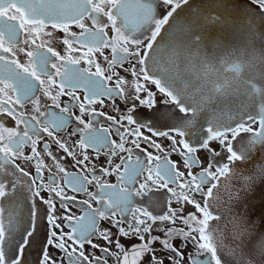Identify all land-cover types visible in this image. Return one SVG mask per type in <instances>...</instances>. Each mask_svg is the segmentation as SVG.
Here are the masks:
<instances>
[{
	"label": "snow or ice",
	"instance_id": "obj_1",
	"mask_svg": "<svg viewBox=\"0 0 264 264\" xmlns=\"http://www.w3.org/2000/svg\"><path fill=\"white\" fill-rule=\"evenodd\" d=\"M160 0H74L73 3H65L63 0H0V264H24L26 249L30 247L38 232L39 222L46 219V247L42 249L38 264H57L48 251V247L59 249L67 260V264H107V257L113 255L108 247H101L93 243L96 236L109 245L113 243L112 233L108 230L101 231L98 227L101 219L111 220L112 227L118 230L121 237H133L140 240V244H132L129 249H125L120 239L115 240V246L122 255H117L115 264H163V261L156 256L157 249L153 247L155 242H159L163 250L171 253L169 259L171 264H179L177 258H182L180 252L172 246L169 238L161 239L152 236L151 231L156 225V230H162L160 224L164 222L174 223L183 212V207L179 210L170 206L156 214L148 207H136L134 197L145 196L154 189H167L162 197L169 204L172 200L194 205L197 214H187L182 217V222L189 231L180 232L184 240H191L194 247L198 249L199 258H190L191 264H221V258L217 257L215 249L211 246L207 235V222L214 219L213 210L210 208L208 198L216 186L215 181L219 177L229 173L236 162H243V155L233 149L231 140H235L241 132L251 133L250 125L245 124L243 117L233 127L223 123L218 119L208 120L207 135L200 146L208 150L211 157L208 168L198 174H193L191 167L198 161L195 156L197 148L190 145L185 140H180L182 148H177V141L165 131H153V136H167L172 140L173 151H178L184 165L189 168L188 177L176 170V165L166 156L161 159L160 155L145 154V159L139 156L132 159V149L125 147V135L142 138L144 142H149V137L142 136L140 129L147 125L134 120L131 114L123 116L120 120L107 117L116 127V135L120 138V143L110 139L108 128H95L93 122L96 115L94 108L89 106L95 102H103L102 97H112L114 94L124 95V85L126 81L116 73L104 75L116 65L123 66L124 63L134 61L130 70L134 77L136 99L150 108H155V95L149 91L147 85H155L157 92L164 98L163 104L174 106L170 112L160 113L156 108L154 116L156 122L164 121L161 127H170L177 135L183 137L187 127L194 123L196 115L203 107L204 101H210L211 96H204L203 100L196 98V93L189 90V85L196 88L202 95L206 86L211 93L225 94L238 85L246 92L253 90L260 91L252 77L247 80H240L237 75L243 61L236 64L234 61L225 58L223 66L229 67V75L217 74L212 79V73L217 71L212 59H205L200 62L208 80L201 76L202 84L197 86L191 79L181 74H174L164 65L168 63L165 59V47L157 43V37L165 25H169L166 30L167 37L171 39L177 30L184 31L187 26L185 40L174 56L182 57L191 52L193 48L199 49L202 38L197 34L198 17L192 16L187 21H176L173 13L187 4L188 0H162L166 6H171V10L162 18H157L154 13V5ZM264 9V0H252ZM130 11L136 13V23L133 27H128ZM106 18V19H105ZM170 18L173 23L169 24ZM120 24H117V20ZM214 19V18H212ZM90 21L89 26L85 21ZM59 29L64 33L63 44L66 46L65 52L72 53L81 51L78 57L61 55L51 46V32H45L48 26ZM75 25L80 29L79 34L70 30V26ZM145 25L147 27L142 33L143 39L136 33ZM111 26L115 36L109 37L107 28ZM163 40L164 37H161ZM147 41L145 43L144 41ZM154 44L156 45L154 47ZM78 46V47H77ZM142 46V47H141ZM103 49H110L111 60L108 61L109 69L102 70L99 64H95V71L78 67L83 60L89 65L94 64L93 55L97 52L103 55ZM143 53V54H142ZM23 54L25 60L19 56ZM107 60V57H105ZM139 65V70H136ZM117 75L115 88L106 85V81H111ZM59 78V79H57ZM77 89L85 92L83 102L75 95ZM55 91V95H53ZM52 99L55 107L59 108V113L53 111H41L40 100L37 93ZM147 93V99H141L140 93ZM67 95L71 98L70 103L63 107L59 104V97ZM27 103L32 104L33 115L25 116L18 108H24ZM79 107V115L74 116L78 126L73 128L72 134H80L77 144L69 148L66 142L62 141L56 133L68 126L73 119L71 109ZM87 114L88 121L83 118ZM4 117H11L16 128L5 127ZM185 117H190L185 119ZM127 120L129 126L136 125L135 128H125L122 121ZM248 120L256 122V117L248 115ZM23 125V131L19 126ZM82 125V127H80ZM150 128V126H148ZM124 129L122 133L121 129ZM260 131L253 134L249 141L250 145L256 143L264 144V106L259 112ZM151 130V128H150ZM44 134L62 149L64 153L72 157L76 166H85L88 156L83 155V159L77 160V152H83L91 148L97 152L108 149L111 155L119 152H127V157L120 158V164L116 165L115 171L118 177L117 184L101 183L100 177L93 174L91 179L88 176L69 173L61 164L63 157L59 159L50 151L48 143L43 144L42 152L51 158L52 166L57 173H63V186H61L56 173L42 159L41 151L37 150V144L44 139ZM217 140L221 145H226L228 163L217 166L215 171H210L213 162L220 153L213 152L209 147V141ZM227 141V144H226ZM137 148L140 144L136 140L132 141ZM30 146L31 155L24 154V147ZM157 150L160 145L152 141L149 145ZM34 161L35 176L30 179L29 173L16 163L17 160ZM155 162V163H154ZM109 163L111 161L109 160ZM124 171L121 173L120 168ZM49 172L48 183L43 180V172ZM104 174H110L108 169H102ZM143 177L142 182L139 179ZM183 180V182H181ZM96 183L99 194L89 193V196L99 206L93 207L87 200L81 204L87 205L81 216H57L56 199L59 198L60 207L68 211L67 202H75V196L64 194V188L68 187L75 192L85 191L87 184ZM121 184L123 187H121ZM139 184V187L135 185ZM171 185V187H169ZM205 186L207 191H204ZM48 193L45 198L42 193ZM199 193L205 197L203 207L192 199V193ZM171 194L170 196L168 194ZM151 198L148 203L151 204ZM41 205L47 206L46 209ZM119 216V219H115ZM64 220L67 223L63 226L58 222ZM157 222H160L158 224ZM127 224V228L123 225ZM197 225H203L198 227ZM67 227L69 232L63 229ZM59 230V234L56 230ZM149 234V239L145 240L144 234ZM193 233L198 234L193 235ZM166 237H171L172 230H169ZM71 242V243H69ZM89 244L92 248H99L101 256L91 259L85 255L84 246ZM210 254V259L208 255ZM146 258V259H145ZM60 264H64L63 258Z\"/></svg>",
	"mask_w": 264,
	"mask_h": 264
},
{
	"label": "flooded vegetation",
	"instance_id": "obj_2",
	"mask_svg": "<svg viewBox=\"0 0 264 264\" xmlns=\"http://www.w3.org/2000/svg\"><path fill=\"white\" fill-rule=\"evenodd\" d=\"M171 10V6H166L163 4L162 0L159 3L154 5V13L157 18H162L167 11ZM130 19L127 22L128 27L131 28L136 23V13L135 11H130ZM198 17L199 23L197 26V34L202 38V44L199 49L193 48L191 52L186 53L182 57H176L174 60H169L170 56H174L175 53L179 50L181 45L185 40V32L187 31L186 24L184 25V31L177 30L174 37L169 39L166 34V30L169 28V25H165L161 30L160 36L157 37V43L165 47L164 56L168 60L164 66L172 71L174 74H181L187 76L191 79L193 84L199 86L203 83L200 77L204 76L205 81L208 80V77L205 75L203 69L200 67V62L205 59H212V63L216 66L217 71L212 73V79H215L217 74L229 75V67L223 66L225 58L234 61L236 64H240L243 61L241 70L237 75V78L240 80H247L252 77L255 78L254 82L257 85V88L260 91H251L246 92L239 85L229 90L227 93L221 95L218 93H211L207 89L210 85L206 86L203 92V95L197 91L196 88H192L189 85V90L196 93V98L203 100L204 96H211L210 101H204L203 107L200 112L196 115L194 123L190 124L185 130V135L183 137L177 135L174 131H171L170 127H161V124L164 121L161 119L159 123L156 122L157 117L154 116L156 108H159L160 113L170 112L172 107L170 105L163 104V97L157 92L155 85L148 84L147 87L149 91L156 93L155 95V108H150L145 104H142L140 100L136 99V90L133 83L134 77L131 75V68L134 61L126 62L121 67L116 65L112 67L109 71H105L104 75L107 76L111 73L118 74L119 77H123L126 81L124 85V95L114 94L112 97H102V103L97 101L94 104L90 105V108H94L96 113H103L104 115H96L93 122V127L95 128H108L110 131V139L115 140L117 143H120V138L116 135V127L118 125H113L111 120H108L107 117H113L116 120H120L123 116L131 114L133 119L139 123L147 125L140 129L142 136L149 137V142H144L142 138L137 139L135 136H130L127 133H124V129L121 131L125 135V147L132 149V159L135 160L139 156L142 160L145 159L146 153H151L152 155H160L161 159L165 156L176 165V170L183 172L185 174V179H189L188 172L189 168L184 165L183 159L178 151H173L172 140L167 136H153V131H165L169 132V135L172 136L176 141V147L182 148V145L179 144L180 140H185L190 143L191 146L197 148L195 156L198 163L195 166L191 167L193 174H198L202 170L208 168L211 157L208 154V150L200 146V141L206 138L208 120L218 119L223 123H227L231 126H235L236 123L243 117L246 126L250 125L252 128L251 133L241 132L235 140H232L231 134H229L228 139L231 140L233 149L237 152H240L241 149L249 146V141L253 138L255 132L260 131L259 128V112L262 106H264V9H261L258 4L253 3L252 0H188L187 4H182L180 8L173 13V17L176 21H187L190 17ZM214 18V19H212ZM106 19V18H105ZM89 26H91L90 21H85ZM173 23V19L170 18L169 24ZM117 24H120V20H117ZM147 27H154V25H145L136 33L141 39H143L142 33L146 30ZM70 30L79 34L80 29L75 25L70 26ZM109 37L115 36L116 34L112 31L111 26L106 29ZM45 32H51L52 36L47 38L51 41V46L58 51L61 55H70L72 57H78L81 55V51L66 53V46L63 44L64 33L59 29H53L50 25L45 29ZM161 37H164L162 40ZM147 43V41H144ZM156 45L154 44V47ZM78 47V46H77ZM142 47V46H141ZM143 54V53H142ZM230 55V57L228 56ZM234 55V56H233ZM107 57V60L105 59ZM19 58L23 61L26 57L21 54ZM112 53L110 49H103V55H100L99 52L93 55L94 64L89 65L81 61V64L78 67L90 69L95 71V64H99L102 70L109 69L108 61L111 60ZM248 59V61H246ZM136 70H139V65H136ZM59 79V78H57ZM117 75L113 76L111 81H106V85L110 88H115L116 86ZM55 95V91H53ZM76 96L83 98L85 92L83 89H77L75 92ZM141 99H147V93L141 92ZM37 96L40 100L41 111H53L59 113V108L55 107L53 101L50 97L43 95L41 92L37 93ZM71 98L67 95H62L59 97V104L63 107L65 104L70 103ZM18 111L24 113L25 116L30 117L33 115L32 104L27 103L24 108H18ZM73 113V119L69 122L68 126L64 129H61L56 135L64 142H66L69 148L74 147L79 141L80 134H72L73 128L78 126V122L75 121L74 116L79 115V107L71 109ZM256 117V122H251L248 120V115ZM85 121H88L87 114L83 117ZM190 117H185L189 119ZM3 123L5 127L16 128V123L11 117H4ZM125 128H135L136 125L129 126L127 120L122 121ZM150 126V128L148 127ZM82 127V125L80 126ZM19 130L23 131V125L19 126ZM133 140H136L140 144V147L137 148L135 144L132 143ZM154 141L156 144L160 145L161 150H157L154 147H150V143ZM48 143L50 146V151L61 160L62 166L69 173L80 174L88 176L91 179V176L95 174L100 177L101 183L107 184H117L118 177L113 171L116 168V165L120 164V158L127 157V152H119L117 155H111L108 149H102L97 152L94 149H87L86 151L77 152L76 159H83V155L88 156V161L85 162V166H76L75 161L72 157L68 156L63 152L62 149L55 144L51 143V140L47 138L44 134V139L37 144V150L41 151L42 159L45 163L52 168V172L56 173L57 179H59L61 186L64 182L62 179L63 173H57L55 167L52 166L51 158L47 156L46 153L42 152L43 144ZM227 144V141H226ZM260 145V143H256ZM209 147L213 152L220 153V156L216 157L217 162H213V167L210 171H215L217 166H221L223 163H228L227 156L230 155L227 153L226 145H221L217 140L209 141ZM24 154L26 156L31 155L30 146L24 147ZM250 158L246 162H236L233 166L238 169H249L254 164L261 161L264 157V145L256 147L253 146V152L249 154ZM109 160L111 163H109ZM17 164L20 165L25 171L29 173V177H24L23 179L27 180L35 176V163L34 161H25L23 159L17 160ZM155 163V162H154ZM102 169H108L110 174H104ZM124 171L123 166L120 168V172ZM142 182L143 177L139 178ZM43 180L45 183H48L49 172L45 170L43 172ZM183 182V180H181ZM216 184L219 181H215ZM121 187L123 185L121 184ZM139 187V184L135 185ZM171 187V185L169 186ZM205 186L204 191H207ZM167 192V189H154L152 192H149L145 196H136L134 197V204L136 207H148L150 211H153V214L166 210L167 207L173 209H181L183 207V212L179 214V217L175 220L174 223L164 222L160 224L162 230H156V225L153 226L151 231L152 236H158L161 239L169 238L170 243L175 247L181 254L182 258H177L179 264H191L190 258H199V252L196 247H194L191 240H184V238L179 234L180 232L189 231L188 227L182 222V217H185L187 214H197L198 218H202L197 213L194 205H189L184 202H176L172 200L169 204L167 201L163 200L162 197L164 193ZM89 193L99 194V188L96 186V183L87 184L85 191L75 192L71 188L65 187L64 194L67 196H75V202H67L69 205L68 211H65L60 207L59 198L56 199V212L57 216H81L83 215L84 208L87 205L81 204L82 201L87 200L92 206L98 207L99 205L90 198ZM42 195L47 198L48 193H42ZM171 195L170 193L168 194ZM149 198H151V204L148 203ZM192 199L203 207L205 197L199 193H192ZM210 200V198H208ZM244 205L247 207V212L250 221L259 220V229L258 231L264 232V181H261L259 184L254 185L251 192L245 195ZM42 208L46 209L47 206L41 205ZM115 219H119L117 216ZM62 226L67 222L64 220L58 221ZM46 219L39 222L38 232L35 236V239L32 241L29 248L26 249L24 264H31L35 261V264H38V260L41 256L42 249L46 245ZM127 228V224L123 225ZM101 231L108 230L112 233L113 243L109 245L106 241L94 236L93 243L100 245L101 247H108L110 253L107 259V264H115V259L117 255H122L119 249L115 246V240L120 239L121 244L127 250L131 247L132 244H140L138 238L121 237L119 236L118 230L115 227H112L111 220L101 219L98 225ZM65 232H69L70 229L64 227ZM172 230L171 237H166V233ZM59 234V230H56ZM193 235L198 234L193 233ZM145 240L149 239V234L145 233ZM71 243V242H69ZM157 249L156 256L163 261V264H171L169 256L171 253L167 250H163L160 243L157 241L153 245ZM49 254L57 260V264H60V260L63 258L64 264H67L64 254L54 247H48ZM85 255L89 256L91 259L95 256H101L99 248H92L91 245L85 244L84 246ZM210 259V254L208 255ZM33 259V260H32ZM146 259V258H145Z\"/></svg>",
	"mask_w": 264,
	"mask_h": 264
},
{
	"label": "clouds",
	"instance_id": "obj_3",
	"mask_svg": "<svg viewBox=\"0 0 264 264\" xmlns=\"http://www.w3.org/2000/svg\"><path fill=\"white\" fill-rule=\"evenodd\" d=\"M241 149L246 162L253 146ZM210 200L214 219L207 222L206 235L221 264H264V232L258 231L259 220L250 221L245 195L264 181V157L249 169L233 168L218 178ZM202 227L203 225H197Z\"/></svg>",
	"mask_w": 264,
	"mask_h": 264
},
{
	"label": "water",
	"instance_id": "obj_4",
	"mask_svg": "<svg viewBox=\"0 0 264 264\" xmlns=\"http://www.w3.org/2000/svg\"><path fill=\"white\" fill-rule=\"evenodd\" d=\"M63 2L71 4L74 2V0H63Z\"/></svg>",
	"mask_w": 264,
	"mask_h": 264
},
{
	"label": "rangeland",
	"instance_id": "obj_5",
	"mask_svg": "<svg viewBox=\"0 0 264 264\" xmlns=\"http://www.w3.org/2000/svg\"><path fill=\"white\" fill-rule=\"evenodd\" d=\"M230 57V55H228ZM234 56V55H233ZM246 61H248V59H246ZM33 260V259H32ZM31 264H35V261L31 262Z\"/></svg>",
	"mask_w": 264,
	"mask_h": 264
}]
</instances>
